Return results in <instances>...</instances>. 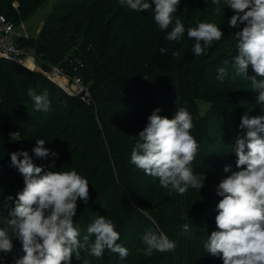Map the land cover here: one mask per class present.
<instances>
[{
  "label": "trees",
  "instance_id": "1",
  "mask_svg": "<svg viewBox=\"0 0 264 264\" xmlns=\"http://www.w3.org/2000/svg\"><path fill=\"white\" fill-rule=\"evenodd\" d=\"M2 1L4 2H0V14L18 26L22 21L35 15L49 0ZM84 1L87 2L84 4H81L82 2L74 3L75 6L73 7L88 5L87 3L91 0ZM189 1H194L195 5L193 10L188 13L187 18L184 12L186 8L184 4L178 5L173 17V26L175 19L179 18L185 27V33L178 38V41L170 42L165 39L167 32L171 31V26L162 32L154 20L152 21V23L154 22L153 45L151 54L146 58L148 60L147 67L134 68L129 71L112 69L101 73L99 71L101 67L100 55L93 56L92 44L86 43L85 39L80 43V38H76L75 34L64 36L62 33L65 32L58 28L62 22L68 21L72 12L77 11L76 9L73 11L72 8L67 20L58 15L52 24L48 22L46 27L48 29L43 30L37 41L24 37L17 41L19 46L33 49L40 59L48 65L66 67L71 57L85 59L84 68L81 72L78 70L77 75L79 73L80 75L86 74L85 80L92 83L90 86L93 94L91 95L92 103L79 96L68 95L54 82L37 71L0 59V227H6L8 212L14 207L16 194L22 191L24 187L23 176L15 167L11 166V153L27 151L34 164L42 167L44 172L75 170L83 178L97 182L95 189L90 192V203L84 205L81 216L74 217L75 226L80 230V233L82 232L81 240L87 234L91 219L94 220L97 213H93L89 209L95 207L94 209L97 210L99 202L112 198L114 195L118 196L117 199H122L116 210V213H119L117 220H115L116 218L110 219L120 234L117 243L124 247L127 246L128 243L125 240L128 239L127 235L133 232L132 228L138 234L145 233L149 228L157 234L163 232L175 245L181 243L179 248L167 251L171 255L170 264H187L185 262L186 253L183 248L188 245L190 248L198 250L196 247L203 243V239L208 237V233L218 230L215 218L209 216H200V218L183 222L181 229L184 230V225L187 224L189 236L181 234L182 230L178 232V230L172 229V226L170 227L158 209L146 205L142 200L141 186L148 183L151 186L150 191L155 188L158 189L159 179L151 176L148 178L144 175L138 176V172H134L133 169L135 165L125 163L126 159L122 156V154L132 151L129 145H132L135 138V142H137L139 132L147 124L141 122H145V120L142 121L143 119L148 122L149 113L152 114L155 109L159 108V115L171 119L174 118L178 109H186L192 117L194 129H191V134L199 144L198 152L192 162L193 172L202 176L206 175L207 185H205V189H207L206 192L212 193L208 206L199 203L200 206H204L201 213L218 214L217 204L222 199L217 195L218 185L224 178L231 175V172L240 170L236 168L237 156L234 147L237 138L244 137L247 132V129L240 128L241 117L245 114L249 118L264 116V106L259 107L256 101L258 93L252 89L250 79L236 75L231 69H229L228 75L221 80V83L216 82L213 77H207L210 74L217 75V70L212 67L215 66L214 63L223 65L225 60L231 62L238 49L235 47L233 52L224 54L221 52L214 56L215 49L208 47L204 54L196 56L191 51L195 41L187 36L188 28L196 27L201 22L208 23L206 21H209L212 14H214L215 19H219V15L223 16L224 13H228L222 25L224 29L223 38L228 41H233L234 34L242 30L244 25L241 24L237 28L229 27V20L235 12L227 7L224 0H220L221 11L219 13L215 11L217 5L213 4L212 0ZM201 2L206 4L208 9H202L200 7L203 5ZM150 11L153 13L152 10ZM227 34L229 36H225ZM48 38L49 40H47ZM54 38H59L58 45H61L60 47L58 45L49 46ZM76 45H79L77 50ZM217 46L221 48L219 45ZM160 47H166L165 54L159 52ZM210 58H215L218 61L210 62ZM44 69H48V67L45 66ZM83 69L85 70L83 71ZM255 75L249 67L248 76ZM256 79L259 81L264 77L256 76ZM29 88L35 90L37 95L47 92L50 107L59 102L60 105L58 106H62L65 110V118H63L65 129L75 127L73 131H70L72 132L70 134L73 135H78L80 131H87L86 139L80 140L72 147L69 145L66 150H60L59 148L62 147L52 144V152H56L57 157L49 155L46 160L36 157L31 146L32 139L30 136L33 135V130L30 126H32L34 118L40 123L37 118L38 114L42 115L43 120H47L52 115V111H37L32 98L27 94ZM231 89L238 91L237 97L246 96L250 100L242 111L229 107L232 105L230 100L232 98L229 93ZM164 104L168 110H165ZM131 105L132 108L140 110V113L134 115L135 117L127 123L125 131L119 129L116 121L107 123L104 115L112 110L110 107H114L112 110L114 116H120L119 109L123 115L128 116L132 113L131 107H129ZM255 108L262 110V112L256 113ZM140 115L144 118L137 117ZM135 118L138 119L137 122L134 121ZM97 119L101 120L104 130L97 125ZM82 121L83 124H88L84 130L79 128V123ZM109 121L112 120L109 119ZM116 127L118 129L114 131ZM64 131L62 129L61 133L63 134ZM113 131L115 134L112 133ZM19 158L23 159V157ZM69 160L76 161L77 164L58 167L59 163ZM226 165L231 166L230 172H224ZM159 193L160 191L155 194ZM127 195L129 199L132 198L136 201L137 207L128 204ZM8 196H12L13 200L7 201ZM212 196H215L216 199H213ZM131 208L136 210L130 212ZM129 213H135L136 217L140 216L142 223H145L146 226L149 225L147 229L144 230L145 226H142L141 222L138 223L137 227L134 226L129 220ZM108 216L113 217L111 211ZM150 219L159 224L160 230L155 228ZM176 220L180 226L181 219ZM174 226L178 227L175 223ZM91 240H94V236ZM130 243L132 250L129 256L124 259L108 250L101 258H95L81 249L79 259L74 253L71 264H154L157 262L154 261V257L160 252L153 250L150 255L147 254V246L141 237L138 238L137 242ZM13 245L12 253L0 252V264H15L14 258L23 255L22 245L18 239H13ZM206 256H208L207 253ZM198 257L203 259L202 263L196 261ZM194 261L193 264H207L210 260L205 256L200 257L199 254H196Z\"/></svg>",
  "mask_w": 264,
  "mask_h": 264
},
{
  "label": "clouds",
  "instance_id": "2",
  "mask_svg": "<svg viewBox=\"0 0 264 264\" xmlns=\"http://www.w3.org/2000/svg\"><path fill=\"white\" fill-rule=\"evenodd\" d=\"M219 13L220 0H212ZM235 14L229 20V27L242 30L236 32L237 54L231 62L223 61L217 69V78L223 80L231 71L251 80L256 101L264 105V0H224ZM134 12L153 11V20L163 32L170 28L165 39L178 41L185 33L179 18L173 17L180 0H120ZM154 6V7H153ZM224 33L215 23L201 22L187 29V36L194 40L191 51L200 56L214 41H220ZM166 47L159 52L165 54ZM249 67L256 74L249 77ZM37 111L48 112L50 101L47 92L37 95L29 88ZM155 109L148 117L144 129L131 151L130 160L146 175L159 179L164 188H171L183 195L190 187L202 189L206 175L194 174L192 162L199 144L191 134L193 128L190 113L180 108L174 118L162 117ZM241 129H247L244 137H238L234 147L238 171L224 178L218 185L217 195L222 199L217 204L215 217L217 231L208 236L204 248L214 257L222 258L223 264H264V116L241 117ZM45 140H37L32 149L38 158L49 155L57 157L44 147ZM19 157H23L20 159ZM11 166L24 178L22 191L16 194L15 204L8 212L6 227H0V252L12 253L13 239L22 245L23 255L14 258L15 264H71L75 253L85 250L89 256L101 258L105 251L128 257V249L117 241L120 234L112 220L98 216L87 228V234L80 239V230L74 224L78 201L87 204L90 199L89 182L75 170L47 171L34 164L27 151L11 153ZM226 165L224 172H230ZM43 173V174H42ZM7 201L13 197L8 196ZM188 231V225H184ZM94 240L90 241V237ZM147 254L153 250L166 252L174 250L175 243L166 234L148 231L142 237Z\"/></svg>",
  "mask_w": 264,
  "mask_h": 264
},
{
  "label": "rangeland",
  "instance_id": "3",
  "mask_svg": "<svg viewBox=\"0 0 264 264\" xmlns=\"http://www.w3.org/2000/svg\"><path fill=\"white\" fill-rule=\"evenodd\" d=\"M1 3L4 1H0ZM84 4L87 1L84 0H49L44 6H42L35 15L28 18L27 20L22 21L18 26H15L13 33L11 35V38L13 41L17 43V41L24 37L26 39H34L37 41L39 37L41 36V33L43 30L48 29L47 23L54 22L56 19V16L61 15L63 18H68L69 12L75 9L76 12H72L71 17L68 19V21L62 22V24L58 27L62 32L64 36H67L68 34H75L77 37L80 38L79 42H83L84 39L86 40V43L92 44V54L93 56L100 55V70L101 73L107 72L108 70L116 69V70H131L134 68H141V67H147L148 66V60L146 59L152 52V45H153V30H154V22L153 21V13H151L150 10L146 12H134L128 9L126 6H121L120 0H91L87 4L82 7H73L75 6L74 3H80ZM203 5H200L202 9H208V6L201 2ZM80 4V5H81ZM184 4L186 8L184 9L186 18L190 11L193 10V6L195 5L194 1L189 0H180V4ZM187 4V5H186ZM81 8V9H80ZM201 11V10H200ZM208 11V10H207ZM206 12V11H205ZM228 14V13H227ZM227 14L224 13L223 16L219 15V19L214 18V14H212L209 21H206L208 23H214L219 26L224 32V29L222 27L224 20L227 18ZM216 15V14H215ZM54 18V19H53ZM60 34V33H59ZM58 34V35H59ZM57 36V35H56ZM225 36H229L228 34ZM49 40V38L47 39ZM59 43V38H54L52 43L49 44V46H56ZM236 38H234L233 41L227 40L222 38L220 41H214L209 48L215 49V55H219L228 52H233L234 48L236 47ZM217 45H219L221 48H219ZM61 45H58L60 47ZM79 45H76L75 48H77ZM56 48V47H53ZM208 48V47H207ZM96 51V52H95ZM75 56V55H74ZM67 59V58H66ZM83 59V58H82ZM80 59L77 57H71L69 58V64H67L66 67H60L56 65H51L52 68L60 67L63 70V74L66 76L64 79L68 81V88L74 92L75 95L81 96L82 94L78 93H86V101L92 103V92L90 90V86H92V83L90 81L85 80L86 74H81V79L78 81L75 80L77 77V70L75 69L76 64L79 65V72H81L82 68H84L85 59ZM98 60V61H99ZM84 61V62H83ZM218 61L215 58H210V62H216ZM27 62V61H26ZM26 62H24L23 66H26ZM29 62V61H28ZM205 60L203 61V63ZM31 63V62H30ZM208 64V62H207ZM215 66L214 69H218L219 67H222L224 65H218V63H214ZM93 68V67H92ZM229 69L231 67L229 66ZM85 69H83L84 71ZM82 71V72H83ZM80 75V73H79ZM208 78L213 77L216 82L221 83V80L217 78L216 74H210L207 76ZM60 88V87H59ZM229 93L231 94V102L232 105H230V108L238 109L239 111L243 110V107H245L247 104H249V99L245 96L243 98L237 97L238 91L237 90H229ZM68 94V93H67ZM69 95V94H68ZM85 98V97H84ZM94 102V101H93ZM96 104V102H95ZM59 102L56 104H53V107H50V111H52V115L48 117V119H42V115L38 114V120L34 118V122L32 126H30L33 135H31V146L32 149L36 147L37 140L44 139L45 144L44 147L49 149L50 152H52V144L55 146H59L62 148H59L60 150H66L69 145L72 147V145L77 144L80 140L86 139V132L87 131H80L78 132V135L70 134L73 131L75 127L66 128L63 125V118L65 115V110L63 107H59ZM116 106V105H115ZM165 110H168L166 105H163ZM264 105L259 104V107H262ZM132 113L128 116H125L121 112L120 116H114L112 113V110H114V107L112 110H109L105 113L104 117H106L107 123H113L116 121L119 125V129L122 131H125L127 123L133 117L134 115L139 114L140 110L132 108ZM127 108V107H126ZM255 112H262V110L255 108ZM151 115V113H149ZM139 118H144L142 115L137 116ZM168 118V117H167ZM111 119L112 121H109ZM148 119V118H147ZM141 123H147L146 119H143ZM134 121H138V119H134ZM115 122V123H116ZM97 125L99 128L104 130V127L101 123V120H96ZM140 123V125H142ZM109 125V124H107ZM88 127V124H83V121L79 123V128H85ZM65 130L63 134L61 133V130ZM68 129V130H67ZM118 127L115 128L114 131H116ZM194 129V128H193ZM112 132L115 134V132ZM117 133V132H116ZM35 138V139H34ZM136 139V138H135ZM132 143L131 148L133 149L136 142ZM65 148V149H64ZM51 156V155H50ZM124 158L126 159V162L131 163L130 156L131 151L126 152L122 154ZM46 160V158H44ZM77 164L76 161L69 160L63 163H59L58 167H67L71 165ZM134 172H138V176L144 175L145 177H149L146 175L142 170L138 169L136 166L133 167ZM89 182V191L95 189L97 182H93L91 179ZM146 183L144 186H141L142 188V200H144L145 204L151 207H155L159 210L162 217L168 222L170 227L172 226V229L178 230L180 232L181 224L187 220L193 219V218H200V216H209L210 218H215L217 213H209V214H202V210H204V206H200L205 204L208 206L209 202L211 201V192H206L207 189H205V185H207V182L205 181L204 187L202 189H194L189 188L183 195L179 194L175 190H172L169 188H164L161 185H159L158 189H152L150 191L151 186ZM158 191H160L159 194H155ZM195 195H194V194ZM128 196V195H127ZM118 196H113L112 198L104 199L103 201L99 202L97 210L93 208L89 209L92 210L93 213L97 212L95 215V219L98 216L105 217L106 219H114L117 220V216L119 213H116L117 206L122 201V199H117ZM189 197V198H188ZM213 199H216L215 196H212ZM115 198V199H114ZM129 200V201H128ZM126 201H128L131 206H136V201L134 199L126 198ZM90 202H88L89 204ZM200 203V204H199ZM93 204V203H91ZM199 204V206H198ZM85 203L83 201H78V207H77V216H81V210L85 207ZM205 206V207H206ZM136 210L134 208L130 209V212ZM112 212V216H108L109 212ZM133 214V215H132ZM135 213H129L128 217L129 220L133 223L134 226H138V223L141 222L140 216H135ZM94 219V220H95ZM180 221V226L178 224V220ZM93 219H91V223L94 222ZM199 220V219H197ZM152 224L155 226L157 230H160L159 224L155 222L153 219H150ZM174 223L178 225L176 228L174 226ZM143 224V223H142ZM145 224V223H144ZM145 229L149 225H145ZM180 227V228H179ZM139 228V227H138ZM133 232L127 235L128 239L125 240V242L128 243L127 246H125L128 249V256L130 254V251L132 250V245L130 242H137L139 237H143V235L148 232L152 231L151 228H149L145 233H135L134 228H132ZM202 230V229H200ZM82 233V232H81ZM188 231L182 230L181 234L188 235ZM212 231L208 233V236H210ZM207 235V234H206ZM189 236V235H188ZM191 236V235H190ZM92 237H90L91 239ZM203 243L198 247L197 249H192L188 245L183 248V250L186 253V260L185 262L187 264H193L195 263L194 258L196 254H199L200 257H206L210 261L207 264H223L222 258L220 257H214L207 253V251L204 248V244L207 242L208 237L206 236L205 239H203ZM181 243L177 244L175 248H179ZM169 252V251H168ZM164 253V254H163ZM206 253L208 256H206ZM163 254V255H162ZM154 264H170L171 263V255L166 252H160L157 253L154 257ZM197 262L202 263V258L198 259L196 258Z\"/></svg>",
  "mask_w": 264,
  "mask_h": 264
},
{
  "label": "built area",
  "instance_id": "4",
  "mask_svg": "<svg viewBox=\"0 0 264 264\" xmlns=\"http://www.w3.org/2000/svg\"><path fill=\"white\" fill-rule=\"evenodd\" d=\"M14 28V23L8 21L6 17L0 14V59L18 63L21 65H24V62L28 60L34 65V67L31 69L41 73L43 76L54 82L69 95L78 96L68 88V81L64 79L66 75L63 74L62 68H52L50 64L48 65L45 61H42L33 49L21 47L12 40L11 35ZM79 65L80 64H76L75 66V69L77 71L79 70ZM45 66H47L48 69H44ZM80 79L81 75L78 74L75 80L79 81ZM60 81H62L63 84ZM78 94H82L79 97L86 101L87 94L85 92Z\"/></svg>",
  "mask_w": 264,
  "mask_h": 264
},
{
  "label": "bare ground",
  "instance_id": "5",
  "mask_svg": "<svg viewBox=\"0 0 264 264\" xmlns=\"http://www.w3.org/2000/svg\"><path fill=\"white\" fill-rule=\"evenodd\" d=\"M26 66H28L29 68H33L34 67V65L32 63L28 62V60L26 62ZM60 82L63 84L62 81H60Z\"/></svg>",
  "mask_w": 264,
  "mask_h": 264
}]
</instances>
